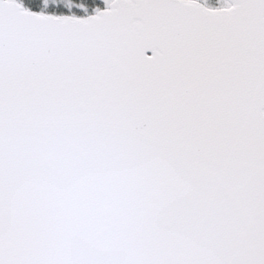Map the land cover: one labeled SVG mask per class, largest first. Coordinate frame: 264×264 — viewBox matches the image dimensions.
<instances>
[{
	"label": "snow or ice",
	"instance_id": "6c2138e0",
	"mask_svg": "<svg viewBox=\"0 0 264 264\" xmlns=\"http://www.w3.org/2000/svg\"><path fill=\"white\" fill-rule=\"evenodd\" d=\"M0 264H264V0H0Z\"/></svg>",
	"mask_w": 264,
	"mask_h": 264
}]
</instances>
